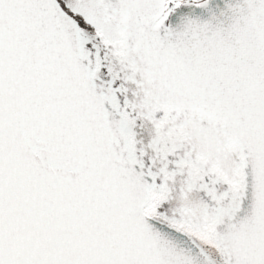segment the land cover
<instances>
[{"label": "snow or ice", "instance_id": "obj_1", "mask_svg": "<svg viewBox=\"0 0 264 264\" xmlns=\"http://www.w3.org/2000/svg\"><path fill=\"white\" fill-rule=\"evenodd\" d=\"M0 264H264V0H0Z\"/></svg>", "mask_w": 264, "mask_h": 264}]
</instances>
